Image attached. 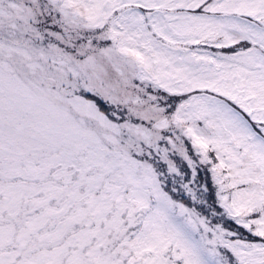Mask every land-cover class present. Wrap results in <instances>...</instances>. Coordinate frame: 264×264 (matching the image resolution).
Segmentation results:
<instances>
[{"label":"snow or ice","instance_id":"snow-or-ice-1","mask_svg":"<svg viewBox=\"0 0 264 264\" xmlns=\"http://www.w3.org/2000/svg\"><path fill=\"white\" fill-rule=\"evenodd\" d=\"M0 264H264V0H0Z\"/></svg>","mask_w":264,"mask_h":264}]
</instances>
